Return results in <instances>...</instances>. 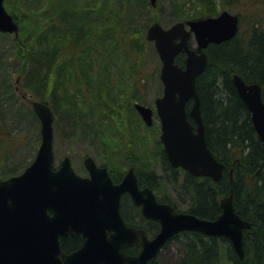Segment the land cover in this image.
<instances>
[{
  "label": "trees",
  "instance_id": "16d2710c",
  "mask_svg": "<svg viewBox=\"0 0 264 264\" xmlns=\"http://www.w3.org/2000/svg\"><path fill=\"white\" fill-rule=\"evenodd\" d=\"M236 1L223 0L225 10L230 11ZM10 2L11 0L5 2L6 8L19 24L20 33L18 36L2 35L12 39L18 56L26 60L24 83H28L32 96L45 105H50L54 116L53 107L59 102L64 105L67 113L72 114L69 115L72 119L69 123L71 125V122H74L72 126L77 131H82L83 126L77 125L73 119L79 117L82 122L86 119L80 117L77 99L80 96L87 98L86 95L97 88L103 92L97 95L99 98L92 96L90 100L83 99L80 103L86 108L85 112L95 110L98 113L104 114L105 111L108 115L114 114V112L110 114L109 110L115 106L108 105L107 102L109 91L113 94L116 88L113 83L115 79L112 66L116 62L122 69L118 58L124 56L126 64L130 66L127 67L123 63L122 74H128L132 81L135 70L136 75H141L145 47L149 44L146 40L147 24L140 25L141 29H138V25H125L128 19L133 22L137 16L136 7L145 3L150 5L149 1L50 0V5L42 8V12L47 16H41L42 12L37 13L32 9L18 13L16 5ZM199 2L203 7L199 19L214 17L221 13L216 0ZM249 2L252 6L264 4V0ZM143 6L147 8L146 5ZM237 15L242 17L239 13ZM36 19L40 20L39 23L35 21ZM25 24L28 28L24 26ZM207 52L209 65L204 74L197 79L196 87L202 99L201 110L206 125L207 144L216 158L226 166L221 182L216 183L212 178H196L187 171L172 168L161 141L156 139L154 143L160 146L158 150L160 162L169 173L165 179L169 182L166 183L172 186L174 191H182L191 202L188 210L184 212L208 220L216 219L222 214L220 207L222 198L230 196L233 192L235 211L244 221L250 222L252 228L244 233V260L238 257L226 238L208 237L201 232L192 231L180 233L174 239L182 242L180 247L182 258L178 264H264V142L255 130L249 108L239 97L233 84L235 75L241 76L249 85L259 84L262 87L264 101V15H252L247 30H240L237 37L225 43L211 45ZM92 53L97 55L98 61L102 59L101 72L92 65L90 57ZM182 61L183 57L177 60L179 64ZM96 72V75L100 76L96 77L94 75ZM84 84L88 85V93L81 90ZM69 88L74 89L75 93L70 95ZM23 96L31 101L29 112L35 117L31 95L26 96L23 93ZM15 102L14 100V104ZM2 125L3 121L0 123V131ZM114 125L116 128L112 129L113 135L124 128L117 122ZM54 126L57 128L58 121ZM93 127V124L88 125L91 131ZM127 139L125 145L129 152L133 151L135 140L132 137ZM4 141L8 144L13 142L9 131H6ZM133 152L129 154L130 161L126 157L129 162L125 164H114L110 155H107L110 160L108 162L106 160L109 170L119 169L126 172L127 168L133 167L141 180V174L145 175V172L140 170L142 164ZM27 166L24 164L14 169H10L9 165L0 166V177L4 172H10L15 176L18 174L15 172L24 171ZM145 181L146 187L154 190L156 194L165 188L155 171L150 170ZM159 196L157 194L162 203H168L176 211L183 212L179 209L178 200L175 202ZM166 196L169 197V194ZM130 225L149 230L141 223L140 218L133 220ZM149 227L150 236H155L158 224L149 221ZM61 242L63 251L67 252L79 248L83 241L80 238L75 240L63 238ZM127 251L131 255L138 254L135 247ZM159 256L150 264H161Z\"/></svg>",
  "mask_w": 264,
  "mask_h": 264
},
{
  "label": "water",
  "instance_id": "95a60500",
  "mask_svg": "<svg viewBox=\"0 0 264 264\" xmlns=\"http://www.w3.org/2000/svg\"><path fill=\"white\" fill-rule=\"evenodd\" d=\"M5 1L0 0V33L18 35L20 27L7 12ZM150 2L156 7L157 0ZM239 25L240 17L225 10L218 16L176 23L169 29L160 23L147 29V40L155 44L162 66L164 93L156 99V112L166 157L173 168L196 178H212L216 183L221 182L226 166L207 144L196 82L209 65V46L237 37ZM192 36L197 47L190 44ZM181 54L185 55L184 66L176 62ZM233 84L264 142L262 87L247 85L239 75ZM190 101L194 104L188 112ZM32 106L41 122L42 143L36 159L23 173L0 181V264H150L169 241L189 231L226 238L238 257L245 259L244 233L252 224L235 211L233 192L222 198V214L208 220L159 203L154 191L139 188L133 168L118 186L91 157L85 160L89 178L75 172L69 157L54 170L55 117L47 104L34 101ZM135 108L148 127L154 124L151 107L138 102ZM125 193L132 195L145 218L161 226L154 238H149L144 228L126 224L120 205ZM66 236H81L84 243L66 253L61 242ZM132 247L140 253L130 255L127 249Z\"/></svg>",
  "mask_w": 264,
  "mask_h": 264
},
{
  "label": "rangeland",
  "instance_id": "374dc122",
  "mask_svg": "<svg viewBox=\"0 0 264 264\" xmlns=\"http://www.w3.org/2000/svg\"><path fill=\"white\" fill-rule=\"evenodd\" d=\"M20 1L11 0L10 2V4L16 5L18 13L28 9L40 13L43 7L45 8L51 3L50 0ZM75 1L80 2V0ZM216 1L218 10L220 12L225 11L223 0ZM249 1L252 0H237L235 6L230 10L232 14L237 15L239 13L242 16L241 31L248 29L252 15H264L263 3V5L252 6ZM143 5H146L147 8H144ZM143 5H141L142 7H136V10H138L137 16L133 22L128 19L125 26L138 25V29H141L140 25L146 26L147 24L148 29L150 25L160 22L165 28H169L180 21L199 19L203 8L199 0H158L156 9H152L147 3ZM41 16H47V14L42 12ZM35 21L39 23L40 20L36 19ZM24 26L28 28L26 24ZM6 37L9 36L0 35V123L3 121L2 130L0 131V166L9 165L10 169H14L20 167V165L32 164L37 156L36 152L38 151L36 149H39L42 140L40 139V120L38 117L37 119L35 118L36 115L35 117L30 115L29 106H31V101L23 96V93H25L31 95L33 101L36 99L35 96H32V90L28 87V83L25 84L26 75L24 69L26 68V60L18 56L12 39ZM190 42L194 47H197V41L194 38ZM144 55L141 75H136L135 70L133 81L128 74H122L123 63L127 67L130 66L126 64L127 60L124 59V56L123 58L121 56L118 58L122 69L116 62L113 64L112 70L114 73L112 74L114 76L113 79H115L113 83L116 88L113 94L107 90L109 91L107 102L108 105L115 106L109 110L110 114L111 112H114V114L108 115L105 111L104 114L98 113L95 110L88 113L85 112L86 108L80 103L83 99L90 100L92 96L98 97L101 95L103 92L97 87L96 90L91 91L92 94L86 95L87 98L80 96L77 99L80 105V117L82 116L81 118L86 119L82 122L77 117L73 121H76L75 123L79 126L82 124V131L73 129L75 128L72 126L74 122H71L70 125L69 122L72 119L69 115L72 114L67 113V108L64 105L59 102L53 107L56 116L55 123L58 121L57 128L54 126L55 166L59 167L61 160L65 157H70L77 172L83 174L85 173L83 159L86 156H90L98 162L106 163V160L107 162L110 161L107 156L110 155V159L114 164H125L129 159V154L134 151L133 154L137 156L138 161L142 164L140 170L145 172V175L141 174V178L146 179V175L149 174L150 170L155 171L165 186L164 190L161 191L162 193H157L160 195L159 197L162 199L169 198L175 202L178 200L180 202L179 209L184 212L188 210L191 202L182 194V191H174L172 186L166 183V181L169 182L165 180L169 173L160 162L158 155L160 146H157L156 142L154 143L156 139L160 140L162 135L161 123L156 112V99L160 98L164 92L163 82L160 77L161 60L154 44L150 42L145 47ZM90 57L92 65L95 66L94 68L101 72L102 59L98 61L95 53H92ZM96 74L97 72L94 73L96 77L100 76ZM81 90L88 93V85H82ZM69 91L70 95L75 93L72 88H69ZM14 100L16 101L15 104ZM138 102L153 109L154 124L152 126L148 127L142 120L140 113H137L135 104ZM116 122L119 125H123L124 128L121 132L116 131L113 135L112 129L116 128L114 127ZM90 124L96 127H93V131L88 129ZM6 131H9L13 137V142L10 144L4 141ZM127 137H132L135 140L133 151L130 150V152L125 145L128 142ZM22 172L23 170H18L15 173L20 174ZM11 176H14V174L4 172L0 180ZM168 194L169 197L166 196ZM181 246V240H173L168 243L160 253L159 261L161 264H178L182 258ZM225 262L227 261L225 260Z\"/></svg>",
  "mask_w": 264,
  "mask_h": 264
},
{
  "label": "flooded vegetation",
  "instance_id": "af4514ba",
  "mask_svg": "<svg viewBox=\"0 0 264 264\" xmlns=\"http://www.w3.org/2000/svg\"><path fill=\"white\" fill-rule=\"evenodd\" d=\"M149 1V0H148ZM187 21H189V20H187ZM181 57H183V61H184V59H185V55L184 54H181V56L179 57V58H181ZM182 64V63H181ZM193 104H194V102L193 101H190V102H188V104H187V106H186V110H188V112L190 111V109H191V107L193 106ZM191 121V120H190ZM88 158V156H86L84 159H83V161H84V172L85 173H79L78 172V174L81 176V177H85V178H89L90 176H91V173L89 172V170L87 169V166H86V159ZM64 160V159H63ZM63 160H61L60 161V165H59V167H55V170H59L60 169V167H61V165H62V161ZM93 160H95V159H93ZM96 161V164H97V166L99 167V168H104V169H106V171H108V175H109V177H110V179H111V182H113L114 183V185L115 186H118V185H120V184H122L123 183V181H124V179H125V177L127 176V174H128V172H129V169L130 168H132V167H129V168H127L126 170V172H124V171H122V170H109V168H108V165H107V163L105 164V163H101V162H98L97 160H95ZM72 164H73V161H72ZM75 169V168H74ZM76 170V169H75ZM76 172H77V170H76ZM136 176H137V179H138V181H139V188L140 189H146L147 187H146V181H145V178L143 179H141L140 180V178H139V176H138V174L136 173ZM103 180H105V178H103ZM158 201L160 202V203H162L159 199H158ZM163 204H165V203H163ZM120 205H121V215L124 217V219H125V222L127 223V225L129 226V227H131V226H133V225H130V223L133 221V220H137L138 218H140V221H141V223L142 224H144L146 227H148L149 228V230L148 229H146L145 227H144V229L146 230V232L148 233V235H149V237H154V236H150V227H149V219H147V218H145L144 217V215H142V213H141V211H142V208H140V207H137V205L134 203V200H133V197H132V195L131 194H129V193H125V194H123L122 196H121V200H120ZM175 209V208H174ZM176 211V210H175ZM142 217V218H141ZM150 222H152V221H150ZM155 222V221H154ZM153 222V223H154ZM157 223V222H156ZM158 224V223H157ZM158 226H159V228H158V230L156 231V233H155V235L160 231V229H161V226L158 224ZM135 227V226H134ZM63 238H68V239H77V238H80L82 241H83V238L81 237V236H79V237H75V238H73L72 236H66V237H63ZM63 238H61V240H63ZM173 241V240H172ZM171 242V241H170ZM169 242V243H170ZM83 243H84V241L82 242V245H83ZM81 245V246H82ZM80 246V247H81ZM79 247V248H80ZM79 248H77V249H79ZM77 249H75V250H77ZM75 250H69V251H65L66 253H71V252H74ZM138 250V253L141 251V250H139V249H137Z\"/></svg>",
  "mask_w": 264,
  "mask_h": 264
}]
</instances>
